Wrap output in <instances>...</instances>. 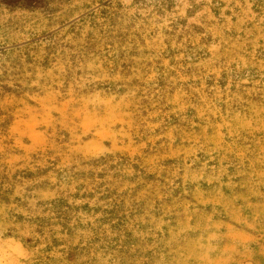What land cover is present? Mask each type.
Listing matches in <instances>:
<instances>
[{"label": "rangeland", "instance_id": "374dc122", "mask_svg": "<svg viewBox=\"0 0 264 264\" xmlns=\"http://www.w3.org/2000/svg\"><path fill=\"white\" fill-rule=\"evenodd\" d=\"M0 264H264V0L0 6Z\"/></svg>", "mask_w": 264, "mask_h": 264}, {"label": "trees", "instance_id": "16d2710c", "mask_svg": "<svg viewBox=\"0 0 264 264\" xmlns=\"http://www.w3.org/2000/svg\"><path fill=\"white\" fill-rule=\"evenodd\" d=\"M44 1L45 0H0V6L9 9H35L41 7L44 4Z\"/></svg>", "mask_w": 264, "mask_h": 264}]
</instances>
